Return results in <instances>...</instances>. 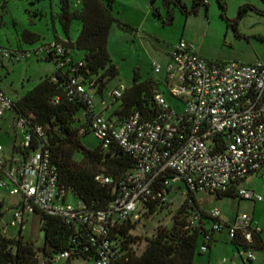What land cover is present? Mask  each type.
Wrapping results in <instances>:
<instances>
[{
  "label": "built area",
  "instance_id": "1",
  "mask_svg": "<svg viewBox=\"0 0 264 264\" xmlns=\"http://www.w3.org/2000/svg\"><path fill=\"white\" fill-rule=\"evenodd\" d=\"M34 52L57 56L59 66L72 61L71 49L57 41L39 46ZM25 56H32V52H13L0 46V58L20 60ZM82 65L83 60H79L73 67L74 73L66 84L68 95L85 104L84 115L104 148H122L135 159L134 166L121 180L98 174L100 183L116 186L118 193L106 208L89 207L73 192L59 187V170L44 128L32 125L27 117L14 116L23 130L16 148L26 150L34 139L37 144L29 152L13 150L10 154L0 144V190L8 187L11 194L21 198L13 208L0 201V220L10 210L7 225L23 229L26 215L35 211L61 216L67 223L80 225L78 236H87L96 247L91 264H113L120 249L111 238L112 230L133 219L146 202L169 201L170 191L181 180L189 190L206 193L239 183L240 197L255 201L263 198L243 186L249 176L264 169L263 62H211L199 54L193 43L180 40L170 53L166 88L158 83L156 114L147 117L136 110L122 120L97 110L95 93L79 72ZM161 70L162 65L155 64V71ZM123 92L117 87L112 94L120 98ZM167 93L176 98V104L168 101ZM14 101L0 87V121L13 109ZM70 194L76 201H70ZM208 212L218 219L212 226L214 231L227 229L230 239L241 232L242 240L251 244L255 232L261 231L253 214H238L230 222L217 207ZM198 217L197 212L190 215L191 223ZM210 239L207 234L202 251L208 250ZM246 255L250 261L257 258L251 248ZM68 256V251L61 252L52 261L58 264Z\"/></svg>",
  "mask_w": 264,
  "mask_h": 264
},
{
  "label": "rangeland",
  "instance_id": "2",
  "mask_svg": "<svg viewBox=\"0 0 264 264\" xmlns=\"http://www.w3.org/2000/svg\"><path fill=\"white\" fill-rule=\"evenodd\" d=\"M72 11L83 9L82 0H70ZM189 8L192 0H183ZM198 13L186 14L175 2L167 0H114V22L108 41L113 63L119 69V75L109 80L103 93H97V110H103L106 117L117 119L115 111L121 106L122 98H116L112 91L121 87L123 91L134 82L135 73L140 80L153 79L166 88L167 64L172 47L185 40L196 46L199 54L211 62L264 63V0H227V16L238 20L237 28L229 25L222 16V8L217 0H208ZM247 3L255 6L241 18L240 7ZM153 7L158 8L159 15ZM169 12L172 18L169 17ZM83 22L74 17L70 22L69 37L76 40ZM40 35L32 41L24 36L25 31ZM60 37L68 38L62 23L60 0H0V46L10 51L32 52L30 57L20 60L0 58V87L16 99L32 89L43 78L55 71L53 60L36 55L34 50L44 44L54 42ZM82 56L83 53L79 52ZM161 64V72L155 71V64ZM168 101L177 100L167 93ZM104 99V102H103ZM82 115V111L79 112ZM18 131V132H17ZM22 127L17 125L12 111H8L0 121V144L7 154L12 153L13 145L21 140ZM82 142L89 148L100 144L92 131L83 133ZM243 186L255 190L263 198L255 201L240 196L219 197L216 193L195 192L196 199L205 210L219 208L222 217L233 222L238 214H253L255 220L263 226L264 238V169L249 176ZM189 196V189L183 180L174 185L169 193V203L159 206L154 212L142 206L133 216L136 226L132 234L140 237L134 244L135 252L141 255L160 225L173 226L175 215ZM19 195L10 193L8 187L0 190V201L5 207L13 208L20 200ZM70 201L76 198L70 194ZM12 212L9 210L0 220V227L11 238L22 237L42 245L45 237L44 215L41 211L27 214L25 226L20 233L19 226L7 225ZM212 224V223H211ZM216 241L209 251L197 252L196 264H264V248H251L256 260L247 258L246 248L236 247L230 240L228 230L215 233ZM58 264H67L62 259ZM72 264H91V261L77 257Z\"/></svg>",
  "mask_w": 264,
  "mask_h": 264
},
{
  "label": "trees",
  "instance_id": "3",
  "mask_svg": "<svg viewBox=\"0 0 264 264\" xmlns=\"http://www.w3.org/2000/svg\"><path fill=\"white\" fill-rule=\"evenodd\" d=\"M154 1L152 0V4ZM172 1L188 15L198 13L202 6L209 4L208 0H192L189 8L183 0H167L168 3ZM217 2L222 8V16L229 25L237 28L238 20H231L227 16V0ZM82 3L81 11H72L70 0H60L62 23L68 38L58 37L56 41L71 49L72 61L59 66L57 56L44 55L45 59L54 61L55 71L24 95L14 99L15 105L11 111L14 116L27 117L32 120V125L38 124L44 128L53 162L59 170V187L70 190L89 207L103 209L115 198L118 189L116 186L100 183L96 176L104 173L115 180H121L134 166L135 159L120 147L105 149L100 140L95 148H89L82 142L83 133L92 130L90 120L84 115L85 104L71 98L66 90L67 81L74 73L73 67L79 60H83L79 72L88 87L96 93H103L107 82L119 75V69L113 63L108 49L112 26L118 21L113 14L114 0H82ZM250 9H255V6L251 3L242 5L238 18L243 17ZM153 11L160 14L158 8L153 7ZM74 17L83 22L76 40L69 37L70 22ZM169 17L172 18L171 12ZM24 36L32 41L40 39L39 34L28 30ZM79 52L83 55L80 56ZM157 89L158 83L155 80H140V74L136 72L133 84L124 90L122 104L115 111L117 119L122 120L136 110L147 117L155 115L158 109L154 98ZM80 111L82 115L79 114ZM33 142L26 150L16 148L14 144L13 150L29 152L36 146L37 140L34 139ZM238 184L215 193L219 197H237ZM167 203L169 201L155 199L146 202L144 207L154 212ZM194 212L199 217L196 222L191 223L190 215ZM42 213L45 237L40 246L22 237L11 238L0 227V264H55L52 259L65 251L69 252L67 264H72V260L77 257L89 261L94 259L96 247L91 245L87 236H78L80 225L67 223L61 216ZM216 221L218 219L211 216L196 199L195 192L189 190L188 198L175 215L173 226L160 225L156 234L148 239L147 247L141 255L135 252L133 246L140 240V237L132 234L135 222L130 219L116 226L111 232V238L118 245L120 254L113 264H196V254L206 243V235L211 236L207 251L216 241V232L212 227ZM242 239L241 232H238L230 240L236 247L243 246L246 250L264 248L262 230L255 232L251 244ZM86 245H90V249L86 250Z\"/></svg>",
  "mask_w": 264,
  "mask_h": 264
},
{
  "label": "crops",
  "instance_id": "4",
  "mask_svg": "<svg viewBox=\"0 0 264 264\" xmlns=\"http://www.w3.org/2000/svg\"><path fill=\"white\" fill-rule=\"evenodd\" d=\"M60 38V37H59ZM91 91L93 92V93H95V95H97V93L95 92V90L94 89H91ZM103 102H104V99H103ZM98 108V107H97ZM98 111H101V112H103V110H98ZM225 218V217H224ZM225 219H227V218H225ZM254 219H255V217H254ZM228 220V219H227ZM229 221V220H228ZM260 225V224H259ZM260 227H261V230H262V232H263V226H261L260 225ZM263 236V235H262Z\"/></svg>",
  "mask_w": 264,
  "mask_h": 264
}]
</instances>
